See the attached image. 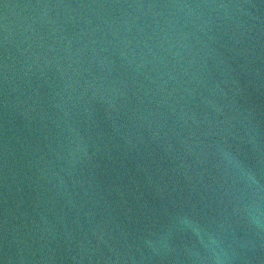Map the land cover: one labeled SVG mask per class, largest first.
<instances>
[{
  "label": "water",
  "instance_id": "obj_1",
  "mask_svg": "<svg viewBox=\"0 0 264 264\" xmlns=\"http://www.w3.org/2000/svg\"><path fill=\"white\" fill-rule=\"evenodd\" d=\"M0 264H264V0H0Z\"/></svg>",
  "mask_w": 264,
  "mask_h": 264
}]
</instances>
